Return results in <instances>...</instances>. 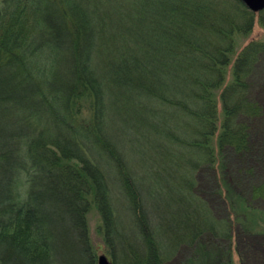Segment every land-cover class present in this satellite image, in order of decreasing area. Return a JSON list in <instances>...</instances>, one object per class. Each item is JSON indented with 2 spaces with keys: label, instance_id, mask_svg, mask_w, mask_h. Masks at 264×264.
Masks as SVG:
<instances>
[{
  "label": "trees",
  "instance_id": "trees-1",
  "mask_svg": "<svg viewBox=\"0 0 264 264\" xmlns=\"http://www.w3.org/2000/svg\"><path fill=\"white\" fill-rule=\"evenodd\" d=\"M257 26L264 11L241 0H0V264H97L88 215L113 242L118 195L134 264L169 263L170 241L186 245L181 264H244L240 234L264 212V184L240 188L264 163ZM140 167L173 170L163 227Z\"/></svg>",
  "mask_w": 264,
  "mask_h": 264
},
{
  "label": "rangeland",
  "instance_id": "rangeland-1",
  "mask_svg": "<svg viewBox=\"0 0 264 264\" xmlns=\"http://www.w3.org/2000/svg\"><path fill=\"white\" fill-rule=\"evenodd\" d=\"M257 38L264 40V28L258 26L255 27L249 40ZM258 73L260 74L262 81L254 86L253 93L256 94L259 99L264 101V67L258 69ZM258 133L260 135L259 142L264 144V129H259ZM132 156L138 161L137 152L134 154L132 153ZM230 169H233V172L230 173L232 178L238 180L239 178L237 177V172L239 168L237 158L235 159L233 168ZM255 169L257 172L253 179L249 178L248 181L240 183V188L242 191L250 192L252 187H258L264 184V163L260 164ZM172 171V168H136L137 182L139 183L142 193L145 196L144 200L146 202L145 205L147 213L151 217L152 221L155 220V225H159L161 227H163L162 223L165 222L163 218L173 222V216H169L170 214H168V210L172 209L176 212L175 207L178 208V202L175 194L177 187L173 182H171L172 180H170ZM191 174V168H181V171L178 175V182L181 183L180 179L183 178V176L184 179H186ZM217 184L220 183L217 182ZM221 185L223 186L224 184L221 182ZM245 185H247V189ZM200 191H202L201 193L204 196L210 198V202L213 200H216L219 203L222 202V198L220 196L218 197L215 191L210 192V190H208V181H205L204 189H201ZM213 196H215V198ZM254 205L256 208L262 209L264 211L263 200L254 202ZM115 206L117 212V232L112 235L113 242H107L103 236V232L101 231L102 219L100 214L96 211H92L88 215L90 233L89 237L92 243L93 252L97 257L100 255L107 256L112 264H134L132 260L140 253V241L137 236V227L134 225V219L130 208L122 196H117ZM217 208L219 213L217 217L224 219L228 216L226 213H224L220 206ZM161 214L162 216H160ZM259 214L260 213L257 215ZM251 225L256 228V232L251 230L247 233L243 232L240 234L241 256L244 258V264H264V212L260 214V220L258 218L257 223H251ZM162 232L163 233H159L163 240V244L167 243L168 236L169 239L170 237L171 239L173 238L172 232L170 230L169 235L164 228ZM171 242L172 241H170L169 251L171 252L174 250V252L172 260L167 263L181 264V261L184 260L187 255L186 245L184 242H181L180 244L177 243V245L175 241L173 243ZM165 246L168 247L167 244H165ZM233 255L234 259H239L235 252ZM225 260H227L226 257Z\"/></svg>",
  "mask_w": 264,
  "mask_h": 264
},
{
  "label": "water",
  "instance_id": "water-1",
  "mask_svg": "<svg viewBox=\"0 0 264 264\" xmlns=\"http://www.w3.org/2000/svg\"><path fill=\"white\" fill-rule=\"evenodd\" d=\"M243 4L252 13L258 14L264 11V0H241ZM98 264H111L110 260L105 255L98 257Z\"/></svg>",
  "mask_w": 264,
  "mask_h": 264
}]
</instances>
